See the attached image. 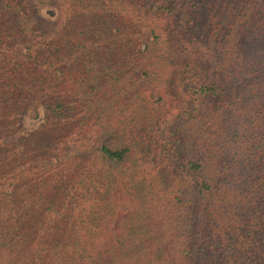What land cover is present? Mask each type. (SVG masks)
<instances>
[{
  "label": "rangeland",
  "instance_id": "374dc122",
  "mask_svg": "<svg viewBox=\"0 0 264 264\" xmlns=\"http://www.w3.org/2000/svg\"><path fill=\"white\" fill-rule=\"evenodd\" d=\"M208 10L205 0H0L3 220L26 224L23 236L47 224L79 232L128 222L141 199L159 220L196 181L184 166L203 156L197 141L217 114L201 74L226 36ZM101 146L126 153L112 160Z\"/></svg>",
  "mask_w": 264,
  "mask_h": 264
},
{
  "label": "trees",
  "instance_id": "16d2710c",
  "mask_svg": "<svg viewBox=\"0 0 264 264\" xmlns=\"http://www.w3.org/2000/svg\"><path fill=\"white\" fill-rule=\"evenodd\" d=\"M205 3L226 38L201 74L217 114L197 141L203 156L184 166L196 181L177 189L159 220L141 199L128 222L79 232L47 224L23 236L26 224L0 211V264H264V0ZM101 152L121 160L126 150Z\"/></svg>",
  "mask_w": 264,
  "mask_h": 264
}]
</instances>
